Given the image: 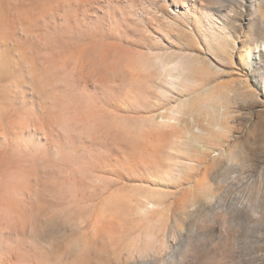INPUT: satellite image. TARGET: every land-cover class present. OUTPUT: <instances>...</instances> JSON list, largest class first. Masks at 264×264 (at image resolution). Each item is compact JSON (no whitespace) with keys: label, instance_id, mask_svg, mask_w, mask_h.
I'll list each match as a JSON object with an SVG mask.
<instances>
[{"label":"rangeland","instance_id":"374dc122","mask_svg":"<svg viewBox=\"0 0 264 264\" xmlns=\"http://www.w3.org/2000/svg\"><path fill=\"white\" fill-rule=\"evenodd\" d=\"M0 264H264V0H0Z\"/></svg>","mask_w":264,"mask_h":264},{"label":"bare ground","instance_id":"6f19581e","mask_svg":"<svg viewBox=\"0 0 264 264\" xmlns=\"http://www.w3.org/2000/svg\"><path fill=\"white\" fill-rule=\"evenodd\" d=\"M207 14H208V16H210V17H212V15H213V14H210V13H207ZM213 19H214V22H215V23H218V19H219L218 17L213 18ZM250 59H251V56L248 57V60H250ZM175 64H176V63H175ZM178 65H179V64H178ZM250 65H251L252 68L254 67V62L252 61V59H251ZM169 67L173 68L172 65H171V66L169 65ZM174 67H175V65H174ZM169 70H170V69H169ZM257 85L260 86V87L262 86L261 83H257Z\"/></svg>","mask_w":264,"mask_h":264}]
</instances>
